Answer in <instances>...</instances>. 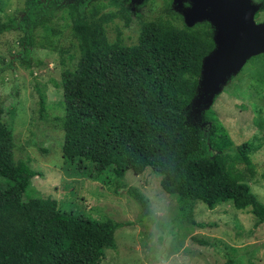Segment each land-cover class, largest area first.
<instances>
[{"label":"trees","instance_id":"16d2710c","mask_svg":"<svg viewBox=\"0 0 264 264\" xmlns=\"http://www.w3.org/2000/svg\"><path fill=\"white\" fill-rule=\"evenodd\" d=\"M164 1L145 19L121 0H25L18 17L4 19L0 6V34L24 31L18 58L29 64L32 49L55 50L53 38L70 29L80 57L61 73L64 112L56 117L66 164L104 182L124 178L128 170L139 175L150 169L160 176L162 189L177 197L181 221L203 227L194 217L197 202L210 209L231 202L250 208L256 228L264 223V202L246 178L255 175L251 154L261 145L246 140L235 147L213 105L201 113L192 106L202 59L215 46L214 28L208 21L188 27L172 0ZM259 1L263 7L256 15L264 10ZM136 18L137 43L126 44L120 30L110 40L111 22L120 19L128 28ZM38 110L45 117L44 93ZM4 114L0 103V264H102L124 223L45 208L30 194L41 172L16 158L13 128ZM129 192L148 216L149 199L135 187ZM236 263L232 256L226 261Z\"/></svg>","mask_w":264,"mask_h":264},{"label":"rangeland","instance_id":"374dc122","mask_svg":"<svg viewBox=\"0 0 264 264\" xmlns=\"http://www.w3.org/2000/svg\"><path fill=\"white\" fill-rule=\"evenodd\" d=\"M121 1L133 4V10L145 19L165 5L164 0ZM24 5L25 0H0L1 15L4 19L18 17ZM255 19L264 21V10ZM118 30L126 44H135L140 19H134L128 28L120 19L111 22V41ZM24 34L23 30L0 34V103L5 110L4 120L13 128L15 156L41 172L33 179L30 194L38 196L45 208L58 207L94 220L110 217L124 223L116 230L115 248L105 250L102 264H226L230 256L236 264H264V223L254 228L255 216L250 208L240 210L224 202L210 209L197 202L194 217L206 225H191L180 220L177 197L162 189L160 176L150 169L139 175L128 170L124 178L104 182L66 164L61 150L64 132L56 120L64 112L60 104L61 73L75 67L80 52L66 28L60 37L53 38L55 50L34 48L29 64L22 63L18 53ZM40 93L46 96L45 117L39 115ZM212 108L230 132L235 147L246 140L261 145L251 154L255 175L246 179L264 202V55L247 61L224 86ZM239 167L245 168L243 164ZM131 187L149 199L148 216L130 194ZM193 236L208 244L195 241Z\"/></svg>","mask_w":264,"mask_h":264},{"label":"water","instance_id":"95a60500","mask_svg":"<svg viewBox=\"0 0 264 264\" xmlns=\"http://www.w3.org/2000/svg\"><path fill=\"white\" fill-rule=\"evenodd\" d=\"M145 0H133L142 3ZM188 27L208 21L214 28V48L202 59L195 113L209 109L224 86L247 61L264 53V21L257 22L262 8L254 0H172Z\"/></svg>","mask_w":264,"mask_h":264}]
</instances>
